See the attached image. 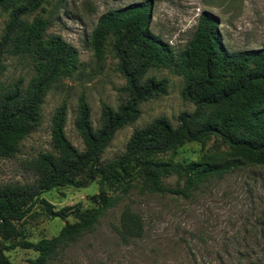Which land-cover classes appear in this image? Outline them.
<instances>
[{
	"label": "trees",
	"instance_id": "trees-1",
	"mask_svg": "<svg viewBox=\"0 0 264 264\" xmlns=\"http://www.w3.org/2000/svg\"><path fill=\"white\" fill-rule=\"evenodd\" d=\"M43 1L0 0L9 10L0 38V75L6 54H27L33 66L24 86L20 79L7 84L0 81V159L13 157L19 143L39 125L45 93L77 63V51L71 44L58 35L44 36L45 20L40 16L30 22L23 19ZM149 13V0H142L98 16L89 47L100 56L109 44L125 79L121 87L125 96L115 108L100 103L97 127L92 126L88 103L79 96L73 125L83 144L81 150L65 136V103L55 108L49 130L53 150L38 153L27 164L35 178L24 184L0 183V264H12L3 251L15 247L36 252L29 264H43L60 239L90 228L133 189L188 198L210 179L244 166H264V46L229 51L221 41L217 17L201 10L185 48L175 53L149 30ZM158 67L170 68L182 77L181 95L193 103L192 110L179 112L174 125L160 115L134 128L123 152L101 161V152L114 133L139 116L140 103L166 93L165 78L146 76L149 69ZM209 140L226 148L225 159L181 164L167 158L186 143L204 145ZM172 176L174 183H169ZM92 180L97 182L98 202L93 208L54 209L41 197L53 188H80ZM36 204L49 217L63 219L73 214L77 222L51 239L30 242L19 238L22 233L17 225ZM121 217L123 230L132 235L141 231L139 218L128 206L123 207ZM258 225L264 237V224Z\"/></svg>",
	"mask_w": 264,
	"mask_h": 264
},
{
	"label": "rangeland",
	"instance_id": "rangeland-1",
	"mask_svg": "<svg viewBox=\"0 0 264 264\" xmlns=\"http://www.w3.org/2000/svg\"><path fill=\"white\" fill-rule=\"evenodd\" d=\"M139 1L142 0H44L23 16L27 22L35 16L45 20L44 36L58 35L71 44L77 51V63L68 76L60 78L45 93L39 125L19 143L13 157L0 159V183L24 184L35 178L27 164L38 153L53 150L50 122L61 102L66 107L65 136L81 150L83 144L73 125L79 96L89 105L93 127L99 126L101 102L115 108L123 100L125 93L121 87L125 79L117 70L109 44L96 56L88 39L101 13ZM149 2V30L175 53L185 48L201 10L217 17L221 41L229 51L264 46V0ZM8 20L9 10L0 4V38ZM3 64L5 69L0 75L3 84L20 79L24 86L33 74L32 59L27 54H6ZM146 76L165 78L166 93L140 103L139 116L114 133L101 152V161L120 155L134 128L160 115L174 125L179 112L192 110L193 103L181 95L182 77L172 69L152 68ZM226 157V148L214 140L204 145L186 143L167 156L181 164ZM174 179L172 176L167 181L174 183ZM96 195L97 182L92 180L80 188H53L41 197L54 209L70 206L84 211L98 204ZM124 206L139 218L142 229L134 235L122 228ZM76 222L73 214L63 219L49 217L36 204L17 227L22 233L19 238L35 242L56 237L65 226ZM260 222L264 224V166H244L219 179H210L188 198L139 193L133 189L90 228L72 238L60 239L43 264H264ZM3 253L12 264H29L36 256L32 249L20 247Z\"/></svg>",
	"mask_w": 264,
	"mask_h": 264
}]
</instances>
